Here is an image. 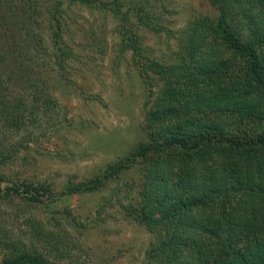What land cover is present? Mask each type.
<instances>
[{"label": "trees", "instance_id": "obj_1", "mask_svg": "<svg viewBox=\"0 0 264 264\" xmlns=\"http://www.w3.org/2000/svg\"><path fill=\"white\" fill-rule=\"evenodd\" d=\"M206 1L218 15L199 17L187 27L185 64L149 61L135 40L126 47L139 53L134 57L142 78L153 72L167 83L166 99L145 127L160 141L139 145L110 167L119 174L136 159L163 156L161 168L142 182L136 204L126 208L156 235L147 264H264V0ZM26 2L0 0V134L24 130L28 118L35 121L55 104L45 75L29 55L35 50L32 24L39 7L37 1ZM121 6L103 9L123 23L137 20L154 30L142 8L123 13ZM19 14L17 23L13 18ZM21 32L26 38H19ZM49 36L54 53L59 48L61 67L72 53L59 47L56 31ZM15 156V149L0 147V172ZM13 198L36 207L47 199V208L56 202L44 185L0 174V201ZM39 225L42 249L0 234V264H52V254L62 258L56 231Z\"/></svg>", "mask_w": 264, "mask_h": 264}, {"label": "rangeland", "instance_id": "obj_2", "mask_svg": "<svg viewBox=\"0 0 264 264\" xmlns=\"http://www.w3.org/2000/svg\"><path fill=\"white\" fill-rule=\"evenodd\" d=\"M28 1L39 7L32 24L35 50L29 55L45 75L55 104L35 115V121L28 118L24 130L0 134V147L16 151L0 174L17 183L42 184L56 202L47 208L49 199L39 207L20 198L0 201V234L42 249L39 224L56 231L64 254H52V264H147L156 235L126 208L136 204L142 182L161 168L163 156L134 159L119 174L110 167L136 153L139 145L160 141L145 127L166 99L162 89L167 83L153 72L142 78L134 57L139 53L126 47L135 40L149 61L185 64L187 27L199 17L216 19L218 11L206 0H92L88 5L27 0V6ZM113 3L122 5L123 13L142 8L154 30L137 20L123 23L103 9ZM13 19L22 20L21 14ZM54 31L59 47L72 53L61 67L59 48L54 53L49 36ZM19 38L26 35L21 32Z\"/></svg>", "mask_w": 264, "mask_h": 264}]
</instances>
